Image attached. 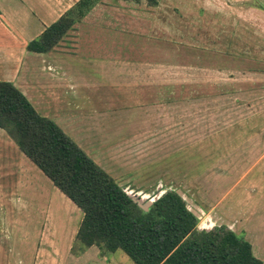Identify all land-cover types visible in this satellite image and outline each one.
<instances>
[{
    "label": "rangeland",
    "instance_id": "374dc122",
    "mask_svg": "<svg viewBox=\"0 0 264 264\" xmlns=\"http://www.w3.org/2000/svg\"><path fill=\"white\" fill-rule=\"evenodd\" d=\"M122 1L126 7H118L119 18L106 8L94 18L96 23L88 17L85 26L74 30L71 36L80 40L65 38L60 44L72 48L61 51L74 58L89 51L94 63L87 78L89 139H81L82 147L143 206L160 193L178 190L206 226L209 218L213 227L224 225L244 235L264 261V49L253 44L246 58L241 37L235 54L198 43L201 25L213 37V20L197 12L191 17L187 10L181 13L182 3L181 8L173 6L176 24L165 34L163 24L151 27V18L130 7L139 4V10H145L147 0ZM106 3L117 5L116 0ZM159 17L164 19L163 14ZM13 60L18 86L37 79L22 67L18 72L20 57ZM8 72L6 58H0V77ZM13 147L0 141V194L14 195L15 187L26 185L39 193L27 186V193L16 195L22 201L6 203L4 221L12 238L3 245L13 248L12 264H24V258L30 264L23 236L39 234L51 206L55 226L49 229L61 236L63 255L62 237L73 235L82 209L30 158L24 172L29 181L22 184L13 169L19 167L21 150L17 144ZM2 219L0 215V224ZM114 259L116 264H135L122 250Z\"/></svg>",
    "mask_w": 264,
    "mask_h": 264
},
{
    "label": "crops",
    "instance_id": "0c3cea01",
    "mask_svg": "<svg viewBox=\"0 0 264 264\" xmlns=\"http://www.w3.org/2000/svg\"><path fill=\"white\" fill-rule=\"evenodd\" d=\"M78 1L0 0V58H6V65L9 66V72L5 76L0 77V80L13 82L24 92L40 114L53 119L69 137L82 147V141L89 139V79L87 78L89 77L88 67L94 63L89 60V51L81 53L85 57L74 58L72 57V53L61 51L63 49L73 51V49L62 47L60 44L64 43L63 40L65 38L80 40L79 38L72 37L71 34L74 33V30H80L81 26H85L86 18L89 17L91 18L89 21L96 23L94 18H97L96 16H99L100 12H104L106 8L107 10L109 9L111 15H118L120 13L118 7L124 9L126 7L125 1L116 0L117 5L109 6L106 0H99L85 14V19L75 23L50 52H33L27 48L28 44L36 39L46 27L58 20L72 6H75ZM147 1L148 7H145V10H141L144 12L139 10L143 8L139 4L130 5V7L135 14L146 15L151 18L152 20L149 19L151 27H153V24L154 26L157 24V27L163 24V28L166 31L164 32L165 34H169V26H173L174 23L176 24L174 22V7L181 8L179 6L182 3L181 13L184 14V10H187L189 12L187 16L191 17L192 14L196 15L197 12L207 20H213L210 22L213 26V37H208L207 35L211 33L207 32V26L204 25V27L201 25L196 38L198 43H202L204 46L206 44H212L213 47L217 48V51H231L235 54L236 50L238 51V42L241 40L239 37H241L244 38L240 43L244 44L246 58L251 45L260 44L259 48L264 49V0H213V5H211V0H197V3H195V0H157V3H155V0ZM135 14L134 16L138 17ZM162 14L164 15L163 20L159 17ZM115 17L119 18V16ZM258 31H261L262 34ZM81 33L82 31L77 34L81 35ZM92 42L95 43L94 40ZM3 44L4 46H2ZM1 49L6 52L3 53ZM46 54L50 57L47 59L40 57ZM14 57L21 58L18 65V72L25 69L30 76L37 75L35 76L37 79L33 80L31 78V83L24 88L18 86L15 80ZM113 65L119 64L117 62L113 63ZM84 66L88 70H83L82 67ZM62 67L66 69L63 70ZM84 77H86V80ZM81 121L85 123L79 124L78 122ZM0 141L5 145H9L11 148L13 144H16L2 128H0ZM83 150L89 154V150L85 148ZM17 156L19 158H16V163L19 167L15 166L13 169L23 184V182L29 181L28 177L24 174V172H27L25 168L27 166L25 165L29 164V161H27L29 159L22 151H18ZM3 162L6 163L7 161L4 159ZM26 187H15L14 195L7 194L3 196L0 194L1 219L3 217V223L0 224V244H2V246L0 245V264H12L13 262V248L8 247L7 244L4 246L7 239L12 238L11 231L7 229V224L4 221L7 213L6 203H9V200H13V202L22 201V198L17 199L16 195L17 193H24ZM28 187L30 189L35 188V186ZM35 189L39 193L37 188ZM25 193L27 192L25 191ZM41 196L44 195L42 194ZM68 199L71 200L70 198ZM67 202L70 201L67 200ZM74 204L77 205L76 203ZM44 207H46L45 203ZM73 208L71 206V209ZM74 212L78 213V210L75 209ZM193 212L197 215L196 211ZM78 216L80 221L73 229V235H64L62 237V241L66 242L63 249L65 251L62 255V247L59 242L61 236L53 233L52 229H49L50 226H55L53 224V210L49 206L47 216L43 219L44 224L39 234H27L23 236V239L27 240L26 251L32 257L30 264H116V259H112L116 256L117 251H104L98 245L87 247L81 242V245L78 244L77 234L84 218V212L82 211ZM200 222L202 223V230H206L208 227L209 229L214 228L209 218L207 226L206 222L201 218L199 219V224ZM56 242H59V244L57 245ZM19 254L22 256V252ZM68 259L69 261H67ZM21 262L22 260H20ZM23 263L25 264V258L23 259Z\"/></svg>",
    "mask_w": 264,
    "mask_h": 264
},
{
    "label": "trees",
    "instance_id": "16d2710c",
    "mask_svg": "<svg viewBox=\"0 0 264 264\" xmlns=\"http://www.w3.org/2000/svg\"><path fill=\"white\" fill-rule=\"evenodd\" d=\"M99 0H79L27 48L50 52ZM157 3V0H155ZM0 128L84 212L77 239L122 250L135 264H264L252 243L227 226L199 230V218L176 190L149 209L128 192L56 122L43 116L13 82L0 80Z\"/></svg>",
    "mask_w": 264,
    "mask_h": 264
},
{
    "label": "water",
    "instance_id": "95a60500",
    "mask_svg": "<svg viewBox=\"0 0 264 264\" xmlns=\"http://www.w3.org/2000/svg\"><path fill=\"white\" fill-rule=\"evenodd\" d=\"M129 194V193H128ZM130 195V194H129ZM163 195V193H160L153 201H149V204H148V206H143L136 198H134V197H132L131 195V197L141 206V207H143L144 209H149V207L155 202V201H157L161 196ZM198 229L199 230H202V228L198 225ZM206 230H210V229H206Z\"/></svg>",
    "mask_w": 264,
    "mask_h": 264
}]
</instances>
